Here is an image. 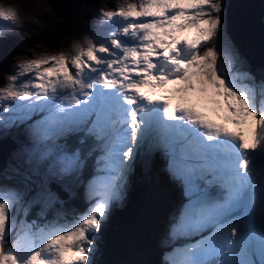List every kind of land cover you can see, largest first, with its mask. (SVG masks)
I'll return each mask as SVG.
<instances>
[{
    "label": "snow or ice",
    "instance_id": "obj_1",
    "mask_svg": "<svg viewBox=\"0 0 264 264\" xmlns=\"http://www.w3.org/2000/svg\"><path fill=\"white\" fill-rule=\"evenodd\" d=\"M224 7L118 0L99 13L102 34L15 65L0 84V129L27 130L34 167L22 187L0 184V264H95L128 173L153 151L186 198L163 264H264V76L224 34ZM20 12L0 4V37ZM89 160L84 210L28 219L62 203Z\"/></svg>",
    "mask_w": 264,
    "mask_h": 264
},
{
    "label": "rangeland",
    "instance_id": "obj_2",
    "mask_svg": "<svg viewBox=\"0 0 264 264\" xmlns=\"http://www.w3.org/2000/svg\"><path fill=\"white\" fill-rule=\"evenodd\" d=\"M227 1L228 0H224V5ZM258 2L259 0H255V16L258 11H260V15L261 12L263 14L264 11V0H262L263 3L260 4V6ZM117 3L118 0H80L77 7L79 11V13L76 14L77 19L74 23L65 26L63 29L65 35L63 37L56 35L53 27L51 26V43L50 45H47L46 43H39L35 41L37 35L42 33V30L48 22L57 20L51 17L52 11L48 8V4L45 0H0V4L2 5H16L21 9L20 22L3 37H0V51H3L6 54V57H11L12 59L28 55V58L30 59L35 56L56 54L62 50H66L73 43L81 41L85 37L102 34V29L97 27L99 13L101 10H113V6ZM234 13L237 14L236 12ZM223 17L224 34L234 45V40H231L226 31L227 21L225 7L223 10ZM3 23L7 22L0 21V24ZM237 26H239L237 23L229 24V27L233 29V32L241 33L242 37L249 36L248 33H246L241 27ZM7 45L9 46L6 48ZM234 47L240 54V57L245 61L247 67L256 75L258 80L264 76V67H260L263 74L260 69L258 72H255L256 69H253L256 66H251L247 62V57L250 58V55L244 43L240 45L243 50L240 47L237 48L235 45ZM262 52L263 51L256 52V57L258 59L261 58L260 53ZM19 58L15 59L14 64L17 61L18 63H21L17 60ZM251 59L252 58H250V60ZM4 61L1 62L0 60V66H9L10 64H13L12 61L5 63ZM252 61L255 62L253 59ZM12 73L13 70L2 71L0 69V83L2 84L3 80ZM169 87H171V85ZM207 110L209 113L213 114L211 106H209ZM248 130H245V133L248 132ZM2 136L4 135L0 133V137ZM24 137L25 139H28L26 134H24ZM32 147V142H25L23 140L16 139V144L10 150L8 155L9 162L5 164L7 167L6 170L4 168L0 170V184L17 187L23 186L25 174L30 173L31 168L34 167V165L26 163L28 153L32 150ZM19 149H21V151ZM161 156L165 161L164 166L166 171V160L162 153ZM149 162L148 156L146 157L141 154L137 157V160L132 166V170L127 175L123 199L118 201V204L116 203V205H119L121 211H126L131 216L130 226L117 231V235H119V237L117 236V239L119 240V249H122V251L119 253L118 249L116 255L114 256V258H116V264H118V259L119 264H160L158 256L161 259V264H163L165 255L171 245V241L168 237L170 225L180 211V205L183 206L184 201L186 200V198L182 199V193L184 194L182 186L178 182V185L181 187L178 188V185L173 179L172 180L176 188V190H174V194L163 191L160 187H164V185L158 179H150V186L148 187L146 181L148 177L147 170L150 168ZM136 163L139 164L143 172L141 178H136ZM85 168L86 170L88 168V171L90 169L91 170L86 173L81 171L80 175L72 181L71 191H73V193L71 194L70 192L69 196L64 198L61 197L62 203L54 205L53 208L49 209L47 214L43 217H37V209L35 208L32 210L33 214H31L32 212L29 214L28 219H37L38 223H47L49 221H55L61 215L71 216L73 212L84 210L89 203L86 189L88 180L95 173L94 162L92 160L88 161ZM15 173H17L15 180L6 184L4 182V178L14 175ZM138 185L145 190L148 188L146 191L145 201L142 198L140 204L135 205L134 203V205H129L130 201L139 193L137 190ZM154 188H158V190H154ZM177 205L179 209H176ZM146 206H149V209H147L149 211L148 216L146 214ZM150 206L152 207L150 208ZM107 231L108 230L105 227L104 232ZM96 256L97 253L95 254V257Z\"/></svg>",
    "mask_w": 264,
    "mask_h": 264
},
{
    "label": "trees",
    "instance_id": "obj_3",
    "mask_svg": "<svg viewBox=\"0 0 264 264\" xmlns=\"http://www.w3.org/2000/svg\"><path fill=\"white\" fill-rule=\"evenodd\" d=\"M261 3H262V0H261ZM77 7L74 9H70L66 13L65 16H63L62 18H59L57 20H53V22L52 21L48 22V20H47L48 24L45 25V28L42 30V33H40V35L38 34L36 37V32H35V37H36L35 41L39 42V43L43 42V43H46L47 45H50V43H51L50 32L52 31L51 26L53 27V30L56 33V35H58L59 37H63L65 35V32L63 31L65 26H67L71 23H74V21L77 19L76 14L79 13ZM48 8L51 11V7L49 4H48ZM260 22L263 24L262 21H260ZM263 28H264V24H263ZM248 51H249V49H248ZM3 58H4V56H3ZM257 64L263 65L260 62ZM263 66H256L253 70L256 69L255 72H258L260 69L259 67H263ZM261 72H262V69H261ZM262 74H263V72H262ZM18 132H19V130H16L15 134L18 135L19 137H21V135H19ZM23 138H25V137L23 136ZM74 145H75L74 139L68 141L69 147H72ZM149 161H150L149 162L150 168L147 170L148 177H147V181H146L148 187L150 186V184H149L150 179H158L164 185V187H160L161 189H163V191L170 193V194H174V182L170 178L169 174L165 171V166H164L165 161L162 159V156H160L159 151H155V152L153 151L152 154L149 156ZM6 168L7 167L5 166L4 169H6ZM142 174H143V172H142V170L138 164L136 178H141ZM16 175H17V173L9 176V178H12V177L16 178ZM134 186H135V184H134ZM137 190L139 192L138 195L135 196L130 201L129 205H131V204L134 205V203H135V205H138V204H140V201H142V198H143V200L145 199L146 191L148 190V188H147V190H145L140 185H138ZM154 190H158V188H154ZM34 209H35V207L33 208V210ZM31 214H33V212ZM130 223H131V216L128 212L121 211L120 208H118L117 206L112 207V209H111V221L108 222L104 226V228L101 230V233H100L101 237H100V241L98 243L97 256L94 258L95 264H116V258H114V256L116 255V253L119 249V243H118L119 240L117 239V236L119 237V235H117V231L122 230L123 228L130 226ZM105 227L108 230L107 232H104ZM121 251H122V249H119V253H121ZM158 260H159V263L161 264V259L159 256H158ZM118 264H119V259H118Z\"/></svg>",
    "mask_w": 264,
    "mask_h": 264
},
{
    "label": "bare ground",
    "instance_id": "obj_4",
    "mask_svg": "<svg viewBox=\"0 0 264 264\" xmlns=\"http://www.w3.org/2000/svg\"><path fill=\"white\" fill-rule=\"evenodd\" d=\"M258 3L262 4L263 2L261 3V0H259ZM254 4H255V0H238V4H237V6H235L233 4V0H228V4L226 7V21H227L226 31H227L229 37L231 38V40L232 41L234 40L233 43L237 48L240 47V45L244 43L246 45L247 49H252L253 51H256V52L263 51L262 53H260V55L262 57L264 55V28H263V24L261 22H260V25L254 24V16H255ZM234 12H236L237 14H235ZM259 16L261 17L260 13H259ZM230 23H237V25H239L237 27H241L246 33H248L249 36H246V37L243 36L242 37L241 33L233 32V29L229 27ZM240 48L242 49V47H240ZM28 56H21L18 60L20 62H24V61L29 59ZM257 60H259V59L257 58ZM3 61H4V58H3ZM247 62L251 66H257L258 65L255 62L251 63V60L249 57H247ZM16 64H18V61L14 64L13 71H14ZM205 112H208V110L207 111L205 110ZM206 115H208V117L210 119L216 120L217 123L223 122V121L217 119V117L215 116L214 113L211 114L208 112V113H206ZM228 126L233 131L238 130L236 128V126H234V125H228ZM5 130L6 129H0V133H2ZM249 133H250V130H248V132L245 133L246 137H248ZM17 147H19V146H17ZM19 150L21 151V149H19ZM150 155H148V158ZM5 164H7V163H5ZM5 164H4V166H5ZM4 166H3V168H4ZM174 182L178 185V182H176V181H174ZM179 187H180V185H178V188ZM174 190H176L175 186H174ZM61 197H65V196L61 195ZM182 199H185V196L183 193H182ZM185 202H186V200L184 201V203ZM181 208H182V206L180 205V209ZM176 209H179L178 205H177Z\"/></svg>",
    "mask_w": 264,
    "mask_h": 264
},
{
    "label": "water",
    "instance_id": "obj_5",
    "mask_svg": "<svg viewBox=\"0 0 264 264\" xmlns=\"http://www.w3.org/2000/svg\"><path fill=\"white\" fill-rule=\"evenodd\" d=\"M45 1L51 7V11H52L51 17L53 19H59L65 16L70 9L76 8L80 0H45ZM233 4L237 6L238 0H233ZM251 57L253 59L252 53H251ZM15 144L16 141L13 138H10L9 136L5 138H0V170L3 168L6 162V157L9 155L10 150L15 146Z\"/></svg>",
    "mask_w": 264,
    "mask_h": 264
},
{
    "label": "clouds",
    "instance_id": "obj_6",
    "mask_svg": "<svg viewBox=\"0 0 264 264\" xmlns=\"http://www.w3.org/2000/svg\"><path fill=\"white\" fill-rule=\"evenodd\" d=\"M1 42H2V41H1ZM1 44H2V43H1ZM8 46H9V45H7L6 48H7ZM249 52H250V53H249ZM248 53H249V55L251 56V53H252V54H256V51H253V50L251 49V50L248 51ZM250 58H252V57H250ZM253 59L255 60V57H254V56H253ZM251 61H252V59H251ZM23 141L28 142V140L25 139V138L23 139Z\"/></svg>",
    "mask_w": 264,
    "mask_h": 264
}]
</instances>
